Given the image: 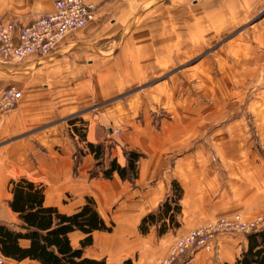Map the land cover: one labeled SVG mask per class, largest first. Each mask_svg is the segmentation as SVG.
<instances>
[{
  "label": "rangeland",
  "instance_id": "374dc122",
  "mask_svg": "<svg viewBox=\"0 0 264 264\" xmlns=\"http://www.w3.org/2000/svg\"><path fill=\"white\" fill-rule=\"evenodd\" d=\"M82 2L94 7L88 25L95 18L96 6ZM15 4L19 3L0 1V23L5 29L9 25L28 26L37 17L54 12H42L23 23L9 17ZM179 6L166 0L142 25H138L139 17L132 22L137 30H152L160 35L161 47L154 49L161 52L158 57L162 69L108 71L105 74L110 85L106 87H90L85 80L77 82V78L70 87L73 79L70 71L61 66L64 72L57 73L56 66L43 64L68 35L87 25L63 35L58 46L47 54L18 57L5 51L0 43V62L17 71L30 58L43 59L41 68L32 75H4L9 83L0 89V158L7 160L11 152L17 155L18 146L31 144L32 138L48 140L56 129L76 137L83 145L90 119L97 116L100 120L96 124L106 127V140L95 145L103 151L99 166H104L103 160L109 166L116 148L121 150L120 160L127 157L126 167L131 155H136L135 170L124 179L135 187L139 181V162L145 164L146 160L156 159V179L148 185L160 181L170 189L167 198L181 195L174 223L165 220L166 232H173L169 252L153 264L167 258L175 242L195 230L208 231L209 249L189 248L177 264H186L200 253L208 255L213 264H221L225 242L234 243L239 259L248 248V237L264 231V38L250 32L254 23L233 32L232 25L224 29L226 25L218 22L216 15H204L197 6L190 8L192 15L186 19V9L180 10ZM170 9L177 11L171 21L170 15L174 13L170 14ZM263 16L264 11L255 21ZM16 33L17 30L13 32ZM222 34L227 37H218ZM156 37L152 41L158 44ZM147 40L134 39L139 43ZM12 41L15 45L19 43L16 37ZM144 62L147 66L155 61L146 54ZM64 73L69 75L64 77ZM58 79L60 83L56 85ZM42 84L49 87L44 89ZM11 88L21 97L13 109L5 110L2 100ZM34 105L42 111L31 109ZM9 123L12 133L16 132L4 138ZM76 128L81 137L74 132ZM76 153L77 159L83 156L81 149ZM97 164L88 172L90 179H104ZM5 168L7 174L14 170L2 166V172ZM10 181L5 190L2 188V195L6 192L11 195ZM181 201L188 211L183 229ZM170 204L174 207V203ZM154 227L158 233L159 226ZM0 257L5 264L12 260L1 252Z\"/></svg>",
  "mask_w": 264,
  "mask_h": 264
},
{
  "label": "crops",
  "instance_id": "0c3cea01",
  "mask_svg": "<svg viewBox=\"0 0 264 264\" xmlns=\"http://www.w3.org/2000/svg\"><path fill=\"white\" fill-rule=\"evenodd\" d=\"M16 1L19 4H15V8L10 10L9 17L23 23L29 22L42 12L51 13L54 10L49 0ZM84 1L96 6L94 20L83 30L68 35L62 46L46 57L43 64L48 63L56 66L54 71L57 73L64 72L61 66L70 71L73 78L72 83L68 84L70 87L75 84L73 81L76 78L77 82L85 80L90 87L93 85L94 87H106L110 85V82L107 83L105 74L108 71L162 69L158 57L161 52L158 53L159 51L154 49L155 46L161 47L160 35L152 30L141 28L137 30L132 26V22L136 17H139L142 21L140 20L138 25H142L150 19L155 9H160L161 4L166 0ZM169 1L173 6L180 5V10L186 9V19L192 15L189 13L192 10L190 8L197 6L204 15H216L218 22L226 25L227 28L223 26L224 29H228L232 25L233 32L246 24L254 23L250 27V32L255 31V34L258 33L257 38H264V16L255 21L256 17L264 11V0ZM174 11L170 9L169 12L171 14ZM176 14L177 11L170 15V21L171 18H176ZM155 36H157L156 39H159L158 44L152 41ZM218 37L227 36L222 34ZM143 38H148V40L142 43L134 41V39L143 40ZM146 54L153 56L155 62H150L152 64L146 66L144 62ZM42 60L30 58L28 62L19 67L22 69L19 71L15 67L0 62V89L9 83L4 75H32L39 67L41 68ZM67 75L69 73H64V77ZM95 76L96 78H94ZM56 83L59 85V79L56 80ZM48 87L47 84H42V88L47 89ZM35 103H38V99ZM31 109L42 111L40 107H35V105L31 106ZM94 118L95 120L90 119L83 145L79 143V139L76 137L64 133L63 135L59 129H56V132H51L52 136L48 140H42L38 137L32 138L31 144L18 146L17 155L11 152L6 158L7 160L0 158V224L7 226L19 224L17 215L8 206L11 195L7 192L2 195V188L5 190L10 180L26 178L36 185L44 187L45 207L56 208L60 214L72 215L85 205L86 199H91L95 203L96 211L104 224L106 226L113 224L111 232H92V244L82 249L84 258L97 261L104 260L106 264H124L128 260L132 264H153L168 254L173 240L171 236L173 232L170 230L160 236L157 229L151 226L146 234H142L139 226L141 220L155 211L160 203L168 197L170 189L167 185L161 184L160 181L153 186L148 185L156 179L158 169L156 159L146 160L145 164L139 162V181L136 182L135 187L130 184V181L122 180L116 173H113L112 179H90L88 172L94 167L96 161L86 146L87 144L96 145L106 140L104 131L106 127L97 125L96 123H99L100 119L97 116ZM98 126H101V130L98 129ZM6 128L8 130L4 138L10 137L16 132L12 133L11 123ZM14 147H11L10 150H14ZM79 149L83 151V156L77 159L76 152ZM120 153L121 150L116 148L110 158L111 160L116 159L117 164L123 168L127 165V157L125 156L124 160H120ZM103 165L101 170L100 167L97 169L99 174L108 167L106 160H103ZM2 166L13 167L14 170L7 174L5 173L6 168L2 172ZM181 207L184 216L180 217V228L183 229L185 226L184 218L188 211L184 209L183 202ZM85 238L86 235L79 231L68 234V240L73 249H80V242ZM19 245L22 248H27L29 243L21 240ZM222 248L225 251V257L221 264L234 263L238 256L235 254L234 243L225 242ZM208 257V255L200 253L186 264H213ZM9 264L40 263L25 259L20 262L10 260Z\"/></svg>",
  "mask_w": 264,
  "mask_h": 264
},
{
  "label": "trees",
  "instance_id": "16d2710c",
  "mask_svg": "<svg viewBox=\"0 0 264 264\" xmlns=\"http://www.w3.org/2000/svg\"><path fill=\"white\" fill-rule=\"evenodd\" d=\"M73 130L76 135L82 136L80 130ZM86 147L98 163V168L101 167V147L93 144H87ZM135 161L136 155L132 154L128 166L122 168L113 160L102 171V176L109 179L113 173H117L124 180L129 177V172L132 174L135 170ZM10 190L11 200L8 206L17 215L19 224H0V252L4 257L18 262L28 259L40 264H106L104 260H91L82 256V249L92 244V232L112 231V227L106 226L99 217L91 199H86L85 205L78 212L64 215L56 208L44 206V189L41 185L20 178L10 181ZM180 197L178 193L172 198H167L159 206L157 213L144 217L139 226L140 232L146 234L149 227L155 225L159 226L158 234L165 233V220L169 219V223H174V216L179 212L177 203ZM170 202L174 203V207ZM74 231L86 235L80 242V249L70 246L68 234ZM21 240L28 241L27 248L20 247ZM124 264L132 262L128 260ZM233 264H264V231L248 237L247 250Z\"/></svg>",
  "mask_w": 264,
  "mask_h": 264
},
{
  "label": "built area",
  "instance_id": "2783aa9c",
  "mask_svg": "<svg viewBox=\"0 0 264 264\" xmlns=\"http://www.w3.org/2000/svg\"><path fill=\"white\" fill-rule=\"evenodd\" d=\"M54 12L51 15L37 17L28 26L7 29L0 23V43L7 52H13L16 56H28L30 54H47L58 46L59 40L71 31L82 28L92 19L93 6L85 5L82 0H51ZM17 30L14 35L13 32ZM13 37L19 41L15 45ZM21 94L11 88L2 100V107L11 110L20 100ZM208 231L195 230L187 237L177 240L171 247L167 258L159 260L156 264H177L180 256L187 253L189 248L209 249L207 237ZM0 264H5L0 257Z\"/></svg>",
  "mask_w": 264,
  "mask_h": 264
}]
</instances>
